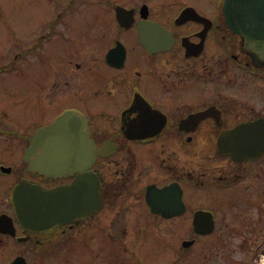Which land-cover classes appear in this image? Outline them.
<instances>
[{
    "label": "flooded vegetation",
    "instance_id": "af4514ba",
    "mask_svg": "<svg viewBox=\"0 0 264 264\" xmlns=\"http://www.w3.org/2000/svg\"><path fill=\"white\" fill-rule=\"evenodd\" d=\"M89 11V32L68 38L72 18ZM53 12L49 34L25 45L20 16L0 11V80L15 78L18 89L28 66L54 61L41 93L85 117L101 155L81 174L40 175L23 160L39 128L29 135L0 121V264H71L73 243L90 233L110 243V259L96 253L94 264H141L133 244L149 231L182 235L184 221L180 245L198 246L193 264H264V153L255 156L264 141V64L228 29L224 0H63ZM220 139L254 157L233 159ZM78 176L98 191L94 213L45 229L19 218L16 185L53 189ZM198 211L212 214L211 234L194 232ZM205 238L214 244L199 246Z\"/></svg>",
    "mask_w": 264,
    "mask_h": 264
},
{
    "label": "water",
    "instance_id": "95a60500",
    "mask_svg": "<svg viewBox=\"0 0 264 264\" xmlns=\"http://www.w3.org/2000/svg\"><path fill=\"white\" fill-rule=\"evenodd\" d=\"M224 10L229 29L243 38L247 49L254 55V62L264 64V0H225ZM122 14V11L117 10V20L121 26L127 27L121 20ZM219 143L222 152L231 153L235 160L254 157L240 156L241 146L234 147V150L228 147L225 140H220ZM236 143L240 145L244 142ZM263 152L264 141L262 146L258 145V154L255 156ZM95 157L96 152L94 153L92 141L88 138L85 119L75 111H66L52 124L36 132L24 155V161L39 174L59 175L67 171H81ZM87 187L88 184L80 178L70 187L53 190H44L38 185L22 182L14 189L13 204L19 218L29 227L45 229L90 214L94 197L85 191ZM194 227L197 233H210L214 227L212 215L197 212ZM192 243L193 241L184 242L183 245L189 246Z\"/></svg>",
    "mask_w": 264,
    "mask_h": 264
},
{
    "label": "rangeland",
    "instance_id": "374dc122",
    "mask_svg": "<svg viewBox=\"0 0 264 264\" xmlns=\"http://www.w3.org/2000/svg\"><path fill=\"white\" fill-rule=\"evenodd\" d=\"M62 1L0 0V11L4 17L6 15L9 17L8 14L20 16L15 19L21 21V28L17 27V30L26 45L30 38L49 34L48 23L54 15V7L57 8V5L61 4ZM91 15L92 12L89 11L88 13H80L77 18H72L71 28L67 37L71 40H77L76 38L78 36H85L89 32L85 21ZM76 23L77 25L80 23V26H76ZM107 24H112V26H109L110 29L114 28L112 18L108 19ZM96 34L98 36H108L102 28H97ZM1 36H3V31H0ZM127 36H131V34ZM2 51L3 40H0V54ZM60 60L62 62L63 58L61 57ZM55 66L56 63L52 60L42 61L39 63L38 68L35 69L28 66L21 79V86L18 89L11 87L16 82L15 78L0 80V85H4V87L0 88V121L8 122L7 124L11 128L14 127L12 128L13 130L23 129L31 135L36 129L49 124L59 114L70 109L71 105H69V101H64L62 104H50L44 92L41 93L43 89L48 87L49 80L54 75L53 67ZM20 155L21 151L19 149L16 152V157H11L9 162L12 165L16 164ZM187 227L188 222L184 221L182 235L171 234L169 236H163L149 231L143 243L139 245L137 243V245L133 244V255L136 257L133 260L141 262V264H193V258L197 255V251L199 252L198 246L196 245L187 250L180 245L181 240L187 239L186 237H188ZM148 229H150V224ZM91 235L93 239L87 237L85 244L79 241L73 243L70 253L71 264H94L96 262V253L99 254V261L110 259L108 258L110 243L107 237L100 238L96 233H90L89 236ZM208 238L202 240L201 243L199 242V246L202 244H214ZM206 251L208 250L206 249ZM177 256H181L179 260Z\"/></svg>",
    "mask_w": 264,
    "mask_h": 264
}]
</instances>
